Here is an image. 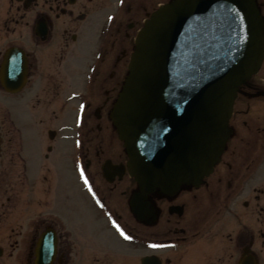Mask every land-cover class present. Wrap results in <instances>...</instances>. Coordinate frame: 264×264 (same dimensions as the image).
Segmentation results:
<instances>
[{
  "label": "flooded vegetation",
  "instance_id": "obj_1",
  "mask_svg": "<svg viewBox=\"0 0 264 264\" xmlns=\"http://www.w3.org/2000/svg\"><path fill=\"white\" fill-rule=\"evenodd\" d=\"M168 1L0 0V71L10 48L23 59L7 71H26L0 108V264H264V60L213 171L130 209L110 113L137 31Z\"/></svg>",
  "mask_w": 264,
  "mask_h": 264
},
{
  "label": "water",
  "instance_id": "obj_2",
  "mask_svg": "<svg viewBox=\"0 0 264 264\" xmlns=\"http://www.w3.org/2000/svg\"><path fill=\"white\" fill-rule=\"evenodd\" d=\"M263 53L253 0H172L149 16L112 111L128 171L143 192L172 193L212 169L238 86ZM9 78L2 74L4 85Z\"/></svg>",
  "mask_w": 264,
  "mask_h": 264
},
{
  "label": "rangeland",
  "instance_id": "obj_3",
  "mask_svg": "<svg viewBox=\"0 0 264 264\" xmlns=\"http://www.w3.org/2000/svg\"><path fill=\"white\" fill-rule=\"evenodd\" d=\"M11 101V97L9 95H7V93L0 91V108H7L8 105L10 104ZM18 189L20 190V192H23V190H21L20 187H18ZM2 264H7V262H4Z\"/></svg>",
  "mask_w": 264,
  "mask_h": 264
},
{
  "label": "snow or ice",
  "instance_id": "obj_4",
  "mask_svg": "<svg viewBox=\"0 0 264 264\" xmlns=\"http://www.w3.org/2000/svg\"><path fill=\"white\" fill-rule=\"evenodd\" d=\"M85 183H87V181H85ZM123 235V233H121Z\"/></svg>",
  "mask_w": 264,
  "mask_h": 264
}]
</instances>
